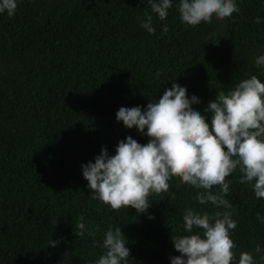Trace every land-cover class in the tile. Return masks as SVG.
Here are the masks:
<instances>
[{
    "label": "trees",
    "instance_id": "obj_1",
    "mask_svg": "<svg viewBox=\"0 0 264 264\" xmlns=\"http://www.w3.org/2000/svg\"><path fill=\"white\" fill-rule=\"evenodd\" d=\"M177 2L166 20L153 14L155 34L140 27L146 0H20L15 15L0 14V264H89L109 226L126 237L127 264H170L184 209L216 210L179 176L144 213L112 209L92 198L81 171L125 136L147 142L115 119L121 106L143 110L175 82L200 97L193 107L207 117L216 92L251 75L264 82L254 63L264 54V19L254 20L264 0H236L239 12L196 26L181 22ZM240 175L226 178L237 258L264 245V199ZM81 217L94 237L76 235Z\"/></svg>",
    "mask_w": 264,
    "mask_h": 264
},
{
    "label": "clouds",
    "instance_id": "obj_2",
    "mask_svg": "<svg viewBox=\"0 0 264 264\" xmlns=\"http://www.w3.org/2000/svg\"><path fill=\"white\" fill-rule=\"evenodd\" d=\"M20 0H0V14L15 15ZM149 10L140 27L155 34L153 14L164 21L174 0H146ZM179 19L188 26L210 23L239 12L236 0H178ZM260 16L254 18L259 24ZM168 31L167 24L162 25ZM257 67H264V54L255 57ZM200 97L187 94L185 86L175 82L165 88L159 99L140 105L121 106L115 119L123 126L148 137L139 143L125 136L115 146L114 154L104 147L87 163L81 164L83 178L93 199L112 209L131 206L144 213L150 206L151 194L169 189V180L179 176L182 183L196 189L200 205L211 204L215 211L187 207L184 209L183 233L172 235L173 248L180 255L170 257V264H258L264 261V245L256 243L254 251H241L237 258L231 231L237 227L226 198L230 180L239 169L241 183H250L254 196L264 199V82L256 75L239 80L228 90L216 92L201 114L193 107ZM214 186L219 191L214 192ZM151 218V216H149ZM264 224V216L257 213ZM76 235L94 237L93 229L83 222L76 225ZM57 240L49 239L53 247ZM103 249L89 264H127L130 250L120 226H109L103 240H93Z\"/></svg>",
    "mask_w": 264,
    "mask_h": 264
}]
</instances>
